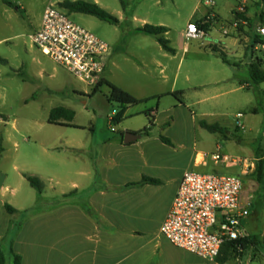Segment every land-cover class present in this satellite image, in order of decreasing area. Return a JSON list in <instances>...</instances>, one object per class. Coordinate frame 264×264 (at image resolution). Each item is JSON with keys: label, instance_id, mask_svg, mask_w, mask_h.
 Wrapping results in <instances>:
<instances>
[{"label": "crops", "instance_id": "1", "mask_svg": "<svg viewBox=\"0 0 264 264\" xmlns=\"http://www.w3.org/2000/svg\"><path fill=\"white\" fill-rule=\"evenodd\" d=\"M94 3L103 8L99 1ZM205 5L204 13L189 22L210 18L213 25L208 33H212L220 17L211 10L208 1ZM199 11L200 4H197L195 13ZM215 15L218 16L216 21L213 20ZM261 17L264 19V11ZM159 26L168 29L163 36L175 49V53L166 51L156 37L163 58L171 59L186 50L184 31L179 37H173L167 25ZM237 32L228 36L223 34L224 38L220 36L223 48L215 45L213 55H228L226 51L230 48V55L237 60L233 63L235 66L243 60H248L250 66L253 61L250 42L255 29L250 36ZM4 64H11L10 60L0 56V80L9 75L1 67ZM153 64L161 68L162 73L166 71L163 63L156 60ZM24 67L22 63L21 68ZM38 67L39 62L32 59L28 69L35 71ZM38 72L42 75L41 69ZM37 89L40 91L41 85L36 86ZM52 95L50 90L47 96ZM39 96L35 91L24 97L21 101L23 107L31 109ZM176 98L183 104L181 98ZM132 110V107L126 109L124 118ZM145 115L148 118L145 128L149 126V116L154 118V125L149 135H142L134 143L125 144L122 136L98 142L91 137L86 141L72 140L62 146L45 133L46 127L56 125L49 122L50 113L43 121L34 114H26L20 120L16 117L10 119L0 112V136L4 146L0 161V249L6 258L13 249L21 256L22 264H252L256 254L263 253L261 241L253 233L250 209L249 215L242 218L241 226L244 238L255 243L247 244L237 256H229L226 263L206 261L174 246L160 233L186 171L210 173L207 171L210 163H213V173H219L220 169L240 172V169L216 164L210 158L202 160L203 154L217 150L222 153L221 141H216L213 151L202 150L193 122L186 125L173 120L172 124L167 123V127L162 128L157 110L151 109ZM172 128L177 130L172 132ZM142 130L128 128L127 132ZM14 134L23 137L27 143L25 153L17 150L16 142V149L11 152ZM162 136L172 145L163 142ZM32 138L38 148L36 155L27 153L33 149L30 146ZM259 156L261 153L255 152L251 157L243 158L256 159ZM26 175L41 180L44 185L42 193L31 187ZM144 177L161 183L130 186ZM251 195L254 201V195L244 188L243 200ZM7 205L14 211H9ZM8 263L12 264V258H7Z\"/></svg>", "mask_w": 264, "mask_h": 264}, {"label": "rangeland", "instance_id": "2", "mask_svg": "<svg viewBox=\"0 0 264 264\" xmlns=\"http://www.w3.org/2000/svg\"><path fill=\"white\" fill-rule=\"evenodd\" d=\"M85 1H99L119 21L112 24L90 15L69 14L73 22L110 45L104 78L134 97L144 99V102L132 107L133 110L121 123L110 121L112 114L121 112L123 108L109 100L110 88L106 84L93 94L94 87L79 81L31 44L29 36L37 30L48 0H0V56L8 58L11 63L1 66L9 73L8 78L2 76L0 80L1 113L10 119L16 117L20 120L26 114H34L44 121L51 109L64 107L74 111L73 124L79 128L46 127L48 138L64 146L69 141H86L91 137L97 142L118 136L124 138L128 128L144 129L148 125L145 113L154 109L163 123L162 128H166L167 123L172 124L173 120L186 125L193 122L200 148L204 151H213L216 141H221L223 154L235 157H251L255 152L264 154V82L253 80L248 60L235 66L233 63L237 60L230 55V48L224 57L213 55L215 45L223 48V40H220V36L224 38L222 28L239 20L236 9L243 4V16L247 22L252 21L255 27L264 25L261 17L264 4L260 0ZM206 1L215 4L211 10L219 15L220 21L214 24L212 33L203 38L184 40L186 50L180 51L176 57L163 58L156 37L138 31L145 24L167 25L171 36L179 37L191 19L204 13ZM197 4H200V11L195 13ZM217 19L215 15L213 20ZM235 31L240 35L252 34L249 24H240ZM32 59L39 62L35 71L28 69ZM156 60L166 65L164 73L154 66ZM22 63L24 68H21ZM40 69L42 75L38 72ZM38 85H41L40 91L36 90ZM50 90L52 97L47 96ZM35 91L40 95L38 102L31 109L23 107L22 99ZM176 97L181 98L183 104ZM137 111L145 112L134 114ZM238 114H243L244 130L237 127ZM203 123L218 126L222 131H209L202 127ZM175 130L171 129L172 132ZM14 136L11 152L16 149V142L17 150L25 153L27 143L24 138L17 134ZM30 146L33 149L27 153L36 155L38 148L33 138ZM210 166L207 171L213 173V163ZM219 174L237 175L239 172L220 169ZM244 181L245 188L255 197L250 219L253 233L263 248V253L256 254L252 264H264V188L250 177H245ZM7 258L10 260V255Z\"/></svg>", "mask_w": 264, "mask_h": 264}, {"label": "built area", "instance_id": "3", "mask_svg": "<svg viewBox=\"0 0 264 264\" xmlns=\"http://www.w3.org/2000/svg\"><path fill=\"white\" fill-rule=\"evenodd\" d=\"M66 1L78 0H48L39 27L29 36L30 42L79 81L96 88L105 79V60L110 45L72 21L60 7ZM208 4L215 5L210 1ZM236 10L243 14L245 5ZM240 24L248 25V22L236 20L223 28V34L230 35ZM205 35L196 22H189L184 30L186 41L201 39ZM255 36L256 39L250 42L253 60L260 62L264 71V25L255 28ZM116 115L115 111L110 121L113 122ZM242 118L243 114L237 115V127L244 130ZM207 158L228 168H239L240 172L222 175L186 171L160 233L180 249L206 261H217L225 243L244 238L241 220L249 215L253 202L252 195L245 200L242 198L244 179L256 170L259 158L235 157L222 154L220 150L201 155L202 160Z\"/></svg>", "mask_w": 264, "mask_h": 264}, {"label": "trees", "instance_id": "4", "mask_svg": "<svg viewBox=\"0 0 264 264\" xmlns=\"http://www.w3.org/2000/svg\"><path fill=\"white\" fill-rule=\"evenodd\" d=\"M260 1L264 3V0H260ZM60 7L64 9L68 14L80 13V14L90 15L100 20L112 23V24H118L119 22L117 18L109 14L104 8H102L98 4L87 2L85 0H78L74 2L66 1V2L61 3ZM236 15L238 19L246 20L243 14L236 12ZM196 23L199 29L204 31L205 33H208L213 25V21L210 18H204V19L198 20L196 21ZM248 24H249V27L252 28V33H253L255 29V25L252 22H249ZM138 31L157 37L158 42L166 51L170 53H175V49L170 46V42L163 36L165 33L168 32V29L166 27L153 26V25L146 24L145 26L138 28ZM253 39H256L255 35ZM220 56L224 57L223 54H220ZM224 61L226 60L224 59ZM250 71H251V76L253 80H255L256 82H264V71L261 68L260 62L252 61L250 65ZM104 84H106L110 88L109 100L111 102H116L120 104L123 108L122 111L117 113L116 117L114 118V121L118 123H121L124 120L126 109L137 106L141 104L142 102H144V99H138L134 97L127 91L121 89L120 87H117L116 85H114L113 83L105 79L94 89L93 94L96 93L99 90V87L103 86ZM74 117H75L74 111L70 109H66L64 107H57V108L52 109V111L50 112L49 122L51 124H56L60 126L79 128L72 124ZM149 121H150L149 126L139 132L143 136L149 135V131L154 125V118L152 116H149ZM202 127L212 132H214L215 130L222 131V129L219 128L218 126L208 125L206 123H203ZM161 139L166 144L172 145V142L168 138L162 136ZM3 153H4L3 137L0 136V161L2 159ZM263 156L264 154L258 157L259 161L257 162L256 170L251 175H249L251 180L259 184L261 188H264V158ZM26 178L29 184L31 185V187H33L38 193L43 192L44 185L39 178L35 176H31V175H26ZM148 183L160 184L161 182L156 179L144 177L142 181L138 183L130 184V186H138V185L148 184ZM6 208L11 212L14 211V209L8 205L6 206ZM250 243L254 244L255 242L251 241L248 238H242L238 241L225 243L221 249V252H220L219 257L217 258V261L220 263H226L229 259V256L231 257L237 256L247 246V244H250ZM10 255L12 258V264H22L21 256L15 253L13 249H11ZM6 263H7L6 254L0 249V264H6Z\"/></svg>", "mask_w": 264, "mask_h": 264}, {"label": "water", "instance_id": "5", "mask_svg": "<svg viewBox=\"0 0 264 264\" xmlns=\"http://www.w3.org/2000/svg\"><path fill=\"white\" fill-rule=\"evenodd\" d=\"M142 137L141 134L139 133H134V132H126L124 135V143L125 144H131L136 142L138 139Z\"/></svg>", "mask_w": 264, "mask_h": 264}]
</instances>
